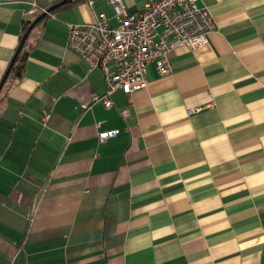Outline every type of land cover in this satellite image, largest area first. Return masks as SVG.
Here are the masks:
<instances>
[{
    "label": "crops",
    "instance_id": "crops-1",
    "mask_svg": "<svg viewBox=\"0 0 264 264\" xmlns=\"http://www.w3.org/2000/svg\"><path fill=\"white\" fill-rule=\"evenodd\" d=\"M60 1L0 0V83L22 22ZM198 4L209 47L171 49L168 75L148 63L109 108L66 38L98 13L115 26L111 5L69 0L31 28L0 91V264H264V0Z\"/></svg>",
    "mask_w": 264,
    "mask_h": 264
},
{
    "label": "built area",
    "instance_id": "built-area-1",
    "mask_svg": "<svg viewBox=\"0 0 264 264\" xmlns=\"http://www.w3.org/2000/svg\"><path fill=\"white\" fill-rule=\"evenodd\" d=\"M105 1L113 9L115 26L109 25L103 13H98L91 22L68 24L66 38L67 47L79 55L88 70L101 71L104 92L93 94L91 101L101 102L105 108L112 106L110 97L115 91L130 95L146 85L148 63L155 62L160 76L170 74L168 53L171 49L186 47L197 57L209 47L208 34L214 23L198 0H144V7L136 12H127L121 0ZM36 11L33 3L26 13L31 15ZM212 105L209 102L205 106ZM120 114L124 119L127 117L126 110ZM48 118L49 112H43L42 124ZM117 133V129H111L97 136L103 141Z\"/></svg>",
    "mask_w": 264,
    "mask_h": 264
},
{
    "label": "trees",
    "instance_id": "trees-1",
    "mask_svg": "<svg viewBox=\"0 0 264 264\" xmlns=\"http://www.w3.org/2000/svg\"><path fill=\"white\" fill-rule=\"evenodd\" d=\"M31 23H32L31 18L26 19L22 22L19 45H20L21 38H22L23 34L25 33V31L27 30V28L29 27V25ZM19 45L17 46L16 52L13 56L12 65L10 66V68L8 67L4 73V76H5V74L7 72V76L4 80V82L9 80V79H15V78L20 77L21 70L23 68V63L27 57V42H26V40L22 43V45L20 47H19ZM1 89H2V87H1ZM1 89H0V91H1Z\"/></svg>",
    "mask_w": 264,
    "mask_h": 264
},
{
    "label": "water",
    "instance_id": "water-1",
    "mask_svg": "<svg viewBox=\"0 0 264 264\" xmlns=\"http://www.w3.org/2000/svg\"><path fill=\"white\" fill-rule=\"evenodd\" d=\"M69 0H61L58 4H55V5H53V6H51V7H49L47 10H46V12H42V14L40 15V16H38L37 18H35L33 21H32V23L29 25V27L27 28V30L25 31V33L23 34V36H22V38H21V42H20V45H19V47L22 45V43L25 41V39H26V37H27V35L29 34V32H30V30H31V28L46 14V13H49L53 8H55V7H58V6H60V5H62V4H65V3H67ZM12 62H13V60L11 61V63L9 64V68H10V66L12 65ZM6 76H7V72H6V74H5V76L3 77V79H2V81H1V83H0V89H1V86H2V84H3V82H4V80H5V78H6Z\"/></svg>",
    "mask_w": 264,
    "mask_h": 264
}]
</instances>
